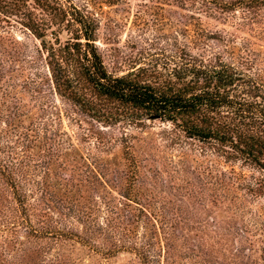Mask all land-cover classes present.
<instances>
[{"label":"trees","instance_id":"trees-1","mask_svg":"<svg viewBox=\"0 0 264 264\" xmlns=\"http://www.w3.org/2000/svg\"><path fill=\"white\" fill-rule=\"evenodd\" d=\"M251 1L238 7L248 13L249 7H264V0H254L255 6ZM202 2L210 13L237 7L228 0ZM2 11L26 16L46 70L0 85V258L6 261L11 253L13 264H24L31 255L46 256L53 243L75 240L106 255L134 252L142 264H187L179 258L188 257L209 264L195 261L201 257L186 245L192 227L211 231L200 216V226L190 224L188 203L197 192L179 184L171 192L175 203L156 182L144 186L146 160L134 155L126 138L132 135L114 140L121 142L117 160L103 155L116 145L109 128L160 121L172 141L200 146L209 162L202 186L212 204L203 208L238 216L242 223L233 236L261 241L259 259H251L264 264V205L253 206L264 200V71L249 53L209 45L225 39L203 31L201 53L185 46L143 48L134 60H123L126 69L116 59L111 70L96 43L99 19L86 6L74 0H0ZM90 141L98 152L82 148ZM2 184L12 200L2 197ZM47 262L73 261L56 256Z\"/></svg>","mask_w":264,"mask_h":264},{"label":"rangeland","instance_id":"rangeland-1","mask_svg":"<svg viewBox=\"0 0 264 264\" xmlns=\"http://www.w3.org/2000/svg\"><path fill=\"white\" fill-rule=\"evenodd\" d=\"M27 1L29 5L33 4V0ZM228 1H233L235 6L237 5L235 10L217 9L210 13L202 0H74L78 6L89 8L99 19L100 28L96 43L111 70L115 69L116 59L120 63L124 59L133 58L134 60L143 48L172 50L176 46H185L195 53H201L207 43L203 37L205 34L203 31H210L220 34L225 40L223 44L221 41L209 40V45L215 47L222 45V48L228 45L235 51H245L255 59L256 67L264 71V7H249L250 13H248L247 10L243 11V8L238 7V4L247 3L249 0ZM251 2L254 5L255 1ZM38 11L39 9H36V12ZM26 19L24 15L0 12V61L2 62L0 67L4 71L0 77V85L2 83L5 85V81H10L11 78L20 83L21 80L27 79L35 72L46 70L45 53L43 52V57H41L38 52L40 40L24 25ZM67 36L66 32L60 35L62 40H65ZM50 38L51 36L47 37L48 40ZM209 54L207 52V55ZM128 65L129 62L124 63L121 68L126 69ZM25 95V99L29 102V95L27 93ZM167 127L168 125L160 121H151L137 127L109 128L110 132L113 131L115 138L112 141L116 145L103 155L111 160H117L122 155V152L120 153L121 142L114 140L122 139V135L124 137L128 134L132 135L126 138H129L133 145L134 155L146 160L147 167L143 170L147 183H144V186L156 182L157 190L162 191L168 196L167 198L169 196L174 198L175 203L179 202L178 198L171 196V192H175L179 184L186 185L197 192V198H191V203H188L194 215L191 216L190 224L194 227L200 226L196 221V216H200L199 218L207 220L211 231L207 233L202 232L199 227L191 228L193 232L190 233L186 245L189 253L192 251L189 249L191 247L199 255L198 257H201L195 261L204 258L209 261V264H253L251 258L259 259L261 241L254 236L252 237L253 244H251L244 239L241 242L233 236L235 230L241 227L238 223L242 222L237 220L238 216L233 219L230 216L227 217L226 212L220 214L219 211V215L213 212L206 213L203 205H212L208 195L209 191L204 190L202 186L204 167L209 163L208 157L200 155L201 149L198 144L172 141L166 131ZM93 143L90 141L86 144L82 143L81 146L98 152ZM211 159L216 161V157H211ZM120 160L124 161L123 158ZM235 166L239 169V164ZM219 168L222 167L219 166ZM176 169L181 172L178 174L175 172ZM227 169L229 170V166ZM4 189L2 197H9L12 200L10 188L4 185ZM237 192L241 195L244 193L243 190H237ZM262 203L264 200L253 203V206L260 207L264 205ZM226 204L227 207L232 205L230 202ZM12 207H14L13 203ZM250 227L254 230V226ZM23 234L21 230L18 236L21 238ZM0 236H2V231H0ZM1 240L2 237H0ZM20 241L27 242L26 239H20ZM46 241L42 240L40 244H46ZM64 243L63 246L53 243L46 256L31 255L23 263L47 264V261L51 262L56 256H60L63 259L71 258L73 262L69 264H142L134 252L122 251L114 255H106L88 246H83L75 240ZM12 246L13 244L10 247ZM179 260L194 264L192 257L179 258ZM12 261L11 253L8 254L6 261L3 257L0 258V264H13Z\"/></svg>","mask_w":264,"mask_h":264}]
</instances>
